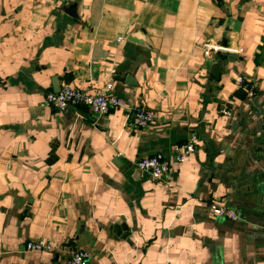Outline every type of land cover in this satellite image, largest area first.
Listing matches in <instances>:
<instances>
[{
  "label": "crops",
  "instance_id": "obj_1",
  "mask_svg": "<svg viewBox=\"0 0 264 264\" xmlns=\"http://www.w3.org/2000/svg\"><path fill=\"white\" fill-rule=\"evenodd\" d=\"M53 80L123 105L59 111ZM263 116L264 0H0V264H264ZM192 132L163 178L136 166Z\"/></svg>",
  "mask_w": 264,
  "mask_h": 264
},
{
  "label": "built area",
  "instance_id": "obj_2",
  "mask_svg": "<svg viewBox=\"0 0 264 264\" xmlns=\"http://www.w3.org/2000/svg\"><path fill=\"white\" fill-rule=\"evenodd\" d=\"M210 49L205 50L208 55ZM241 82V79L238 80ZM44 102L59 111L69 108H86L91 114L103 115L111 108L123 105L122 100L112 91V84L107 83L105 87L95 93H88L79 87L64 86L59 91H48L45 94ZM154 120V113L143 105L137 106L133 111V117L130 124L135 127H142L150 124ZM262 134H264V116ZM197 135L192 132L184 143L174 146L173 152L168 155L161 151H156L150 155L140 157L136 161V166L148 172L154 179H161L169 173L176 164L184 163L190 154L196 150ZM120 155V152H117ZM210 213L215 217H224L227 219H237L236 213L225 205L211 203ZM55 248L52 241L42 238L29 240L26 249L29 251H51ZM90 254L87 250L81 248L71 249L68 252L67 264H89Z\"/></svg>",
  "mask_w": 264,
  "mask_h": 264
},
{
  "label": "water",
  "instance_id": "obj_3",
  "mask_svg": "<svg viewBox=\"0 0 264 264\" xmlns=\"http://www.w3.org/2000/svg\"><path fill=\"white\" fill-rule=\"evenodd\" d=\"M128 38L131 39V40H134L132 36H129ZM232 39H234V36L232 37ZM140 43H143V42H140ZM126 81H128V79H126ZM53 89H54L55 92L59 91V87L56 84L55 80H53ZM78 113L80 115L84 116V117H87V114L83 110H81V109H78ZM114 232L117 235H121V236L127 235L128 234L127 225L125 223L116 224L114 226Z\"/></svg>",
  "mask_w": 264,
  "mask_h": 264
}]
</instances>
